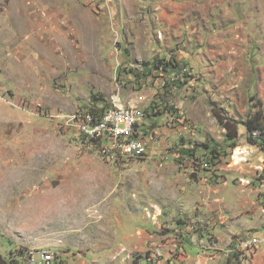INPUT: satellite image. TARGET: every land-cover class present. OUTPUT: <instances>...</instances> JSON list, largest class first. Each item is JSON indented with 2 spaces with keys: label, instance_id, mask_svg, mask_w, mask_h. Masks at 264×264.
Wrapping results in <instances>:
<instances>
[{
  "label": "rangeland",
  "instance_id": "374dc122",
  "mask_svg": "<svg viewBox=\"0 0 264 264\" xmlns=\"http://www.w3.org/2000/svg\"><path fill=\"white\" fill-rule=\"evenodd\" d=\"M0 4V264H264V144L213 115L264 122V0ZM113 98L142 113L141 159L69 123Z\"/></svg>",
  "mask_w": 264,
  "mask_h": 264
},
{
  "label": "built area",
  "instance_id": "2783aa9c",
  "mask_svg": "<svg viewBox=\"0 0 264 264\" xmlns=\"http://www.w3.org/2000/svg\"><path fill=\"white\" fill-rule=\"evenodd\" d=\"M112 107L104 113H96L97 109L77 110L69 119L77 133L85 141H103L100 147L102 156L141 159L147 152L142 113L138 107L128 103L121 105L113 98ZM259 243L251 238L246 247ZM22 264H55L56 253L47 250H27L24 252Z\"/></svg>",
  "mask_w": 264,
  "mask_h": 264
},
{
  "label": "trees",
  "instance_id": "16d2710c",
  "mask_svg": "<svg viewBox=\"0 0 264 264\" xmlns=\"http://www.w3.org/2000/svg\"><path fill=\"white\" fill-rule=\"evenodd\" d=\"M213 115L215 118L219 121V123L223 126L224 129L228 130L230 128H234V132L232 135L229 136V139H235L237 137V131L236 127L241 124L245 127L246 131L249 135L252 134V132H257L260 134V139H248V143L250 145H263L264 144V122H263V116L260 112H256L254 115L248 116L247 119L242 122L238 123L234 120L230 119H223L219 116V113L217 111H213Z\"/></svg>",
  "mask_w": 264,
  "mask_h": 264
},
{
  "label": "crops",
  "instance_id": "0c3cea01",
  "mask_svg": "<svg viewBox=\"0 0 264 264\" xmlns=\"http://www.w3.org/2000/svg\"><path fill=\"white\" fill-rule=\"evenodd\" d=\"M2 2H6V0H0V3H2ZM0 7H1V4H0ZM170 9H171V13H170ZM185 9H187V6H183V7H181V6H178V5H175V6H173V7H168V11H166V10H163V13L161 14V16L163 17V18H165V20L166 19H172V18H179V17H181V16H183L184 14H185V12H186V10ZM0 20H1V16H0ZM172 22V21H171ZM163 27H165V28H167L166 26H163ZM169 27V26H168ZM174 27V26H173ZM178 28V30H183V28H186V26H180V27H177ZM236 29V28H235ZM172 31H174L175 32V30L172 28V29H168L167 28V32H172ZM252 47V46H251ZM242 48V50H243V52L241 51V49H240V53H242L243 54V58L245 59V58H247L246 57V53H247V51H249L248 49H249V45L248 46H245V47H241ZM249 53V52H248ZM241 54V55H242ZM248 56V55H247ZM255 62L256 63H258L259 65H264V54H259L258 55V57H257V59H255ZM263 79H264V75H263V77H262ZM256 93H257V96H258V98L259 99H261V101H262V104H263V110H264V89H262V88H260L259 87V89L258 90H256L255 91ZM264 114V113H263ZM243 128V127H242ZM240 129L239 130V132L241 133L242 132V130L243 129ZM243 147V146H242ZM238 152H240V150H236V155H239V154H237ZM240 154H242V153H240ZM238 159V158H237ZM256 159H258V157H256ZM259 159H262V157H259Z\"/></svg>",
  "mask_w": 264,
  "mask_h": 264
}]
</instances>
